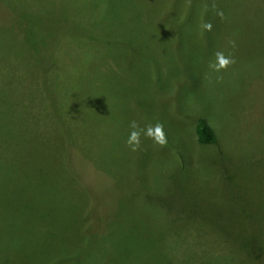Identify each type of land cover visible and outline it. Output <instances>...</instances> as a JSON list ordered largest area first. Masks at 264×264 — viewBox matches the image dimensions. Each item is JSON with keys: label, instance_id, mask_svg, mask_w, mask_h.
Returning a JSON list of instances; mask_svg holds the SVG:
<instances>
[{"label": "rangeland", "instance_id": "1", "mask_svg": "<svg viewBox=\"0 0 264 264\" xmlns=\"http://www.w3.org/2000/svg\"><path fill=\"white\" fill-rule=\"evenodd\" d=\"M51 1L29 0L24 11L38 14ZM58 11L61 24L55 23L64 35L57 54L66 44L89 47L95 49L89 57L101 65L83 72L77 60L67 68L59 64L64 80L58 72L43 74L59 89L71 81L80 97L95 95L101 84L112 93L107 115L92 129L117 135L115 169L126 215L116 232L132 242L127 250L114 249L106 236L73 237L69 228L54 239L46 221L29 232L2 233L0 264H264V0H60ZM6 13L0 12V35L8 26L11 39L0 47V109L9 110L20 94L34 93L30 83L40 74L33 52L23 54V32L17 36ZM34 22H23L31 37ZM48 40L33 42L48 48ZM217 52L235 63L215 71L209 65ZM187 85L189 94L204 89L215 101L204 106L197 97L182 104ZM244 86L250 96L242 100ZM204 107L215 141L194 149L187 125ZM132 120L141 127L168 123L173 140L160 146L142 134L133 152L126 145ZM17 170L15 155L6 160L0 153L1 177ZM17 214L0 209V228Z\"/></svg>", "mask_w": 264, "mask_h": 264}, {"label": "trees", "instance_id": "2", "mask_svg": "<svg viewBox=\"0 0 264 264\" xmlns=\"http://www.w3.org/2000/svg\"><path fill=\"white\" fill-rule=\"evenodd\" d=\"M51 2L46 11L29 15L24 11L29 0H0V12H7L6 16L12 17L14 24L11 26L16 29L17 36L23 32L27 44L23 54L26 55L29 49L33 52V67L40 74L39 81L30 83L34 93L20 94L18 104L15 102L9 110L0 109V153L6 160L14 154L18 168L13 175L1 177L0 174V209H13L18 213L3 219L7 224L0 228V237L2 233L12 234L19 228L28 232L34 226L43 228L49 221V232L54 234V239L63 237L69 228L72 235L75 232L73 237L78 233L102 235L111 240L114 249L122 245V250H127L132 240L127 236L120 238L116 232V223L126 215L123 210L126 196L120 191L121 184L117 180L120 170L115 169L119 168L114 148L117 135L111 131L99 135L92 129L98 116L107 115L106 105L112 93L101 84L95 87V95L80 97L71 81L64 89H59L58 82L45 78L44 71H53L61 75V80L66 79V75L60 73L59 64L62 63H66L67 68L77 60L78 69L83 72H92L101 65L89 57L93 48L66 44L61 54H57L64 30L55 23L61 24L60 0ZM28 17L35 20L37 32L34 37L29 35L28 26L23 23ZM1 30L0 47L5 39H11L8 26ZM35 37H48V48L34 44ZM21 70L18 79L21 77L24 81ZM251 85L254 87L253 83ZM158 86L161 88L160 84ZM189 89L187 85L180 95L182 104L196 102L197 97L204 106L215 101L204 95V89L192 94L187 91ZM60 93H67V98ZM245 96L250 95L244 86L242 100ZM204 108V113L187 125L189 146L194 149L204 145L211 147L215 141V130L209 124L212 119L207 112L210 108ZM163 125L167 141H172L171 125ZM79 126L84 128L80 130ZM107 141L109 146H106ZM199 152L208 153L207 150ZM228 170L225 169V173Z\"/></svg>", "mask_w": 264, "mask_h": 264}, {"label": "clouds", "instance_id": "3", "mask_svg": "<svg viewBox=\"0 0 264 264\" xmlns=\"http://www.w3.org/2000/svg\"><path fill=\"white\" fill-rule=\"evenodd\" d=\"M204 27L207 30H211L210 24H205ZM233 46L235 43L233 42ZM235 63L233 57H226L223 52L216 53V63L210 64L215 71L219 72L221 69H226L230 64ZM129 135L126 140V145L131 151H138L141 147V135L143 134L146 138L151 139L155 144L164 146L167 144V137L164 132L163 123L157 121L155 124H146L141 127L139 122L132 120L129 122Z\"/></svg>", "mask_w": 264, "mask_h": 264}]
</instances>
